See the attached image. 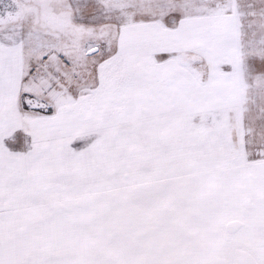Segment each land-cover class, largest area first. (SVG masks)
Segmentation results:
<instances>
[{
  "label": "snow or ice",
  "instance_id": "1",
  "mask_svg": "<svg viewBox=\"0 0 264 264\" xmlns=\"http://www.w3.org/2000/svg\"><path fill=\"white\" fill-rule=\"evenodd\" d=\"M0 264H264V0H0Z\"/></svg>",
  "mask_w": 264,
  "mask_h": 264
}]
</instances>
